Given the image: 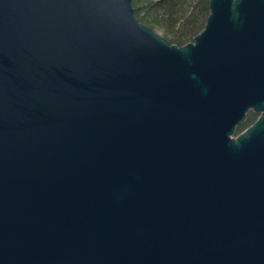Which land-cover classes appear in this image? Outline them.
Segmentation results:
<instances>
[{
    "label": "water",
    "instance_id": "1",
    "mask_svg": "<svg viewBox=\"0 0 264 264\" xmlns=\"http://www.w3.org/2000/svg\"><path fill=\"white\" fill-rule=\"evenodd\" d=\"M0 264H264V0H0Z\"/></svg>",
    "mask_w": 264,
    "mask_h": 264
},
{
    "label": "trees",
    "instance_id": "2",
    "mask_svg": "<svg viewBox=\"0 0 264 264\" xmlns=\"http://www.w3.org/2000/svg\"><path fill=\"white\" fill-rule=\"evenodd\" d=\"M135 17L144 25L161 32L171 44L181 46L192 40L203 27L208 0H131ZM253 117L238 125L241 131Z\"/></svg>",
    "mask_w": 264,
    "mask_h": 264
},
{
    "label": "flooded vegetation",
    "instance_id": "3",
    "mask_svg": "<svg viewBox=\"0 0 264 264\" xmlns=\"http://www.w3.org/2000/svg\"><path fill=\"white\" fill-rule=\"evenodd\" d=\"M257 116H258V113L257 112H254V111H251V110L247 111L246 112V115H245V120L248 117H253V120L250 123H248L244 128H246L249 125H251V123L257 118Z\"/></svg>",
    "mask_w": 264,
    "mask_h": 264
},
{
    "label": "rangeland",
    "instance_id": "4",
    "mask_svg": "<svg viewBox=\"0 0 264 264\" xmlns=\"http://www.w3.org/2000/svg\"><path fill=\"white\" fill-rule=\"evenodd\" d=\"M154 30L156 31V33H158L159 35H161V32L159 30H157V29H154Z\"/></svg>",
    "mask_w": 264,
    "mask_h": 264
}]
</instances>
